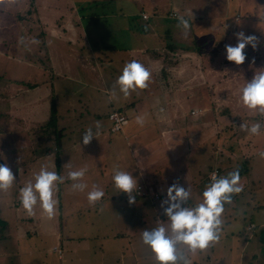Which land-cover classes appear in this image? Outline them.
I'll use <instances>...</instances> for the list:
<instances>
[{"label": "rangeland", "instance_id": "1", "mask_svg": "<svg viewBox=\"0 0 264 264\" xmlns=\"http://www.w3.org/2000/svg\"><path fill=\"white\" fill-rule=\"evenodd\" d=\"M131 1L137 14H129L130 9L119 0L0 3V164L7 163L16 178L8 191L0 192V264H158L141 234L165 225L166 220L161 222L154 210L166 200L167 188L173 183L187 188L191 195L186 206H195L211 183L209 166L229 173L245 156H253L249 172L240 177L243 190L233 194L242 199L236 202L233 197L224 205L219 239L223 247L214 244L205 250L210 261L197 255L189 257L186 251L185 257L191 264L198 258L201 260L196 264H213L216 251L219 262L231 250L239 251L235 258L233 254L227 256L231 264H264V247L257 242L264 231V158L258 155L264 152V114L247 109L240 101V89L264 67L262 20L256 19L253 27L243 17L231 30H220L204 51L184 54L198 45L190 42V31L185 34L177 26L182 38L172 39L170 47L164 46L165 39L156 37L164 31V19H170L169 1H157L156 9L150 0ZM241 1L231 0L227 13H241L251 3ZM261 9L264 0L259 1V14ZM142 10L150 13L148 25L157 31L151 42L161 44L148 51L134 50L139 43L132 31L140 23L134 16H142ZM81 16L85 18L79 19L80 35L69 22ZM177 17L178 12L171 14L172 20ZM193 23L191 30L194 25L197 29V21ZM238 32L258 38L255 49L246 46V59L240 65L228 61L225 52V45L237 43ZM103 42L115 44L117 49L103 48ZM75 44L79 54L74 52ZM131 60L148 68L151 78L147 88L125 97L115 81ZM175 84L174 92L170 91ZM226 106L233 117L216 114ZM119 109L130 123L111 132L113 122L108 114ZM200 109L204 111L203 121L197 120ZM143 114H147L146 122L135 132L136 138L140 132L143 139L139 149L133 144L126 146V133L136 127V116ZM153 114L160 118L154 119ZM167 117L178 130L169 140L161 130L156 134L157 127L153 133L148 130L154 124L165 129ZM241 123L248 127L261 124L259 134L242 130ZM88 128L96 135L84 145L82 136ZM174 154L179 155L177 159ZM42 166L65 177L57 185L58 203L52 219L43 217L39 203L35 214L29 216L20 201V189ZM82 167L87 168L83 181L88 187L74 190L68 172ZM116 167L130 172L137 184L150 186L148 196H135L134 190L135 203H129L128 194L119 192L113 183ZM227 172H222L223 176ZM93 185L102 189L104 196L90 205L87 195ZM251 194L256 195L254 202L262 197L259 201L263 206L257 211L246 206L243 211L241 205L252 202ZM122 211H126L124 215ZM252 213L256 226L248 228ZM238 255L244 256L239 263Z\"/></svg>", "mask_w": 264, "mask_h": 264}, {"label": "clouds", "instance_id": "2", "mask_svg": "<svg viewBox=\"0 0 264 264\" xmlns=\"http://www.w3.org/2000/svg\"><path fill=\"white\" fill-rule=\"evenodd\" d=\"M3 0H0L2 3ZM260 20H264V9L258 15ZM147 19V16L145 17ZM178 26L182 27L185 34L190 30L189 19L184 16L177 17ZM237 43L225 45L226 59L237 65L242 64L246 59L244 49L251 46L257 47L258 38L255 35H245L243 32L235 34ZM151 73L142 63L137 60L127 62L122 68L121 74L115 81L119 92L125 97L138 89L148 87ZM115 86L112 95L115 96ZM240 101L247 109L258 111L264 114V67L255 72L252 78L240 89ZM162 111V109H161ZM136 123L143 126L147 119V114L136 116ZM97 129L100 125L97 123ZM242 130L248 131L252 135L260 132L261 124L254 123L251 127L241 123ZM92 128H88L82 136V143L89 144L95 137ZM258 155L264 158V152ZM87 172L86 167L69 171L67 178L73 181L72 188L84 191L88 185L83 181ZM15 176L7 163L0 164V192L8 191L15 181ZM65 177L58 175L54 170H49L42 166L38 172L33 174V180H29L20 189V201L23 209L29 216L35 214V206L39 203L43 217L52 219L56 214L57 199L55 193L57 185L64 182ZM113 183L119 192L128 194L129 203H135L132 195L137 190V179L130 173L121 170L119 167L113 169ZM243 190L240 184L239 171H232L225 176L217 178L212 176L211 183L206 185L202 193V200L195 206H186L190 198V191L176 183L167 188L166 200L161 202L163 214L170 221L166 227L163 224L151 229L144 230L141 234L142 242L147 245L155 254L158 264H191L185 257V249L189 252L205 250L210 245L220 239L224 205L232 202V195ZM104 196V191L96 185L88 192L87 199L90 205ZM165 205H167L165 207Z\"/></svg>", "mask_w": 264, "mask_h": 264}, {"label": "crops", "instance_id": "3", "mask_svg": "<svg viewBox=\"0 0 264 264\" xmlns=\"http://www.w3.org/2000/svg\"><path fill=\"white\" fill-rule=\"evenodd\" d=\"M93 1H95V0H93ZM157 1H159V0H150L149 1V3L154 5V9H156V6H158ZM168 1H169L168 2L169 5L172 7L171 12L168 13V16L170 14V16H169L170 19H166V18L164 19L165 20V24H163L164 31L162 32L161 35L159 34L156 36L157 31L154 29V26L150 25V27H149L148 20L150 19L151 15L147 10L141 11V14L142 13L148 14L147 19H143L141 15H137L138 16L137 19L140 21V23L136 27L137 29L135 31H132V35H133L134 39L138 40L137 43H139V45L137 47H135L136 46L135 45L134 50L148 51V50H151L153 48H158V46L161 45L160 43H157V42L152 43L151 42L152 38H156V37L159 38V40L162 38L165 39V45L164 46H167V47H170L169 44L172 43V41H173L172 39L175 40V38L177 37L179 40H181V38H182V36L180 37L181 32H180V30H176L177 26H178V19L173 18L174 20H172V18H171V14L173 12H178L179 16H184L185 18L189 19L190 24H191L190 28L193 27V24H194L193 22L197 21V25H196L197 29L195 28V25H194L193 30H191V29L189 30L190 34L188 31V34H189L188 36H190L192 34V38H190V42L192 41L193 45H195V43L197 42L198 45L197 46L195 45L194 47L189 48L188 49L189 51L182 52L184 54L187 52L191 53V51H193V50L196 52H198L199 50L204 51V47L207 46V44L209 43L210 40L218 38V35H219L218 32L220 30H221L220 32H223V30L227 31V28H228V30H231V27H233V25L236 26L237 23L239 24L241 18H243V17H246L244 22H247L249 24L252 23L253 27L255 25H257L255 20L259 18V16H258L259 15L258 4H259L260 0L254 1V2H257V4L254 2L252 3V0H251L250 1L251 3L247 7L244 8L243 12L236 13V14H230V15L227 13L228 12L227 10H228V7L230 5L231 0H168ZM119 2H120V4L124 5L128 9H130L129 14H135L136 13L134 11V5L135 4H132L131 0H119ZM153 14L156 16H160V18L165 17V16L160 15L158 13H153ZM140 16H141V18H140ZM193 16H195V17L192 18ZM234 17H237V19H238L236 22H235L236 18H234ZM76 18H77L76 20H73L72 18H70L71 22H69V23H71L72 29L78 30L80 35H81L82 31L80 32V30H79V25H80L79 19H81V21H82L83 18H85V17L81 16V17H76ZM142 20L145 21V22H143L144 24L141 23ZM158 20H159V18H158ZM158 20H155L153 22V24L157 23ZM78 21H79V23H77ZM170 21L177 22L176 23L177 25L176 26L171 25ZM234 22H235V24H234ZM65 23H68V22L66 21ZM145 23H146L147 27H145ZM261 24L264 25V20H262ZM66 26H67V24H66ZM140 27H142L143 30L140 29ZM262 29H264V27ZM129 31H131V30H129ZM225 36L227 37V35H225ZM141 40H143L144 42H142ZM184 42L186 43L185 40H184ZM142 43H144V45H141ZM174 43H175V45L181 46V44H179V43H176V42H174ZM78 44L74 45V47H75L74 52L79 54L80 50L77 48ZM104 44L111 45L110 43H104ZM114 46H115V44H114ZM120 46L121 45H119V47ZM83 47H85V46H83ZM114 48L117 49L116 46ZM186 48H187V46H186ZM180 51H183V49H181ZM86 60H89V59L87 58ZM29 63H31V62H29ZM40 71H45V69H40ZM177 85L178 84H175L174 88H172L170 91L174 92L175 87ZM126 105H128V104H126ZM200 111H201V109L199 110V112ZM149 116H150V114H149ZM152 117L157 120L160 118V115L159 114H153ZM203 117H204V111H201L200 115H198L197 120L203 121ZM170 120H171V117H167V125H166L165 129L163 127H159L158 124H154L153 127L148 128V130L153 133V129H156V127H157V133L156 134H159V130H161V131L165 132L166 136L168 137L167 140H169L171 137V133L173 131H178L174 127V121L172 120L170 122ZM129 123H130V121H128V123L126 125H128ZM138 128H140V131L142 130L141 125H138V124H136V127H134V128L132 127L128 130V133H126V136L128 137V139H126V142H127L126 146H128L129 144H133V145H135V147H134L135 149H139L138 144L140 141H143V139L141 138L140 132L138 134V137L136 138L135 132L138 130ZM133 138H135V139L133 140ZM123 140H124V136H123ZM175 146H176V149L179 147L176 144L172 145V147H175ZM120 148H122V147H120ZM176 149H175V152H176ZM188 150H189V148L186 149L187 152H188ZM178 152H180V151H178ZM105 153H106V151H105ZM188 154H190V153L188 152ZM173 156H175V158L177 159V156H179V155L174 154ZM205 158H206L205 159V161H206L208 157L206 156ZM202 193H203V191L201 192V194ZM200 197H202V195ZM189 201L190 200H188V202ZM190 204L191 203H189V205ZM189 205H188V207H189ZM153 206H154V204H153ZM166 206L167 205H165V207ZM247 207H249V206H247ZM125 212L126 211H122V213H123L122 215H124ZM154 212L157 215L159 214V218L162 220L161 222L166 220L167 223L165 222L164 226L167 227L169 225L170 221L168 220V217L163 214V208L157 207L154 210ZM262 234H263L262 239L257 240V242L259 243L258 244L259 246L264 243V232H262ZM246 242L249 243V241L245 240V243ZM222 243H223L222 240H220L218 245H217V242H215L212 245H210L209 247L213 246L214 244L216 247L217 246L223 247ZM205 250H197L196 252H189V251H187V249H185L186 255H188L189 257L192 255H197V257H199V258H202V259L206 258L208 261H210V255L207 254ZM236 252H239V251L232 252L231 250H229L228 253L225 255L226 259H224V260L221 259L218 262L217 261L218 260V253L216 251L215 261L213 264H231L232 261H230V259L227 256L229 254H233V256L235 258ZM243 257H242V255H238L237 263L241 262ZM199 258L197 260L200 261L201 259H199ZM197 260L194 261L195 264L197 263Z\"/></svg>", "mask_w": 264, "mask_h": 264}, {"label": "trees", "instance_id": "4", "mask_svg": "<svg viewBox=\"0 0 264 264\" xmlns=\"http://www.w3.org/2000/svg\"><path fill=\"white\" fill-rule=\"evenodd\" d=\"M82 9V8H81ZM137 15H135V17H136ZM140 29H143V28H141L140 27ZM147 30V29H146ZM97 43L95 42L94 43V47H97L98 46V44L96 45ZM101 47H103V48H106V49H113L115 46L114 45H107V44H102V46ZM128 105H132V104H128ZM228 106H226V107H224V108H222V109H220L219 110V112H217L216 114L217 115H228L229 117L231 116V117H233L232 116V112H231V110L230 109H228L227 108ZM113 111H118V112H121V113H124L123 111V109H119V110H113ZM113 111H111V112H113ZM110 112V113H111ZM109 113V114H110ZM109 114H108V118H109ZM126 116V115H125ZM127 117V116H126ZM234 118L235 119H237L238 117L237 116H234ZM109 120H111V119H109ZM112 121V120H111ZM234 121H236V120H234ZM113 122V121H112ZM113 124V123H112ZM112 124L110 125V127H109V129H111V127H112ZM126 125V124H125ZM124 125V126H125ZM232 127V126H231ZM123 128V127H122ZM121 128V129H122ZM120 129V130H121ZM120 130H117V131H120ZM111 131V130H110ZM117 131H111V132H117ZM212 150H213V148H212ZM214 157V152H212L210 155H209V158L210 157ZM212 157L210 158L211 160H212ZM253 156H250V157H246L245 156V158H244V160H242L241 162H240V165H238L237 167H236V169L234 170V171H239V175H240V177H242V176H244V175H247L248 174V172H249V161H250V159L252 158ZM217 168V170H218V178L219 177H221V176H223V174H222V172H227V171H224L222 168H220V167H216ZM209 171H208V180H209V174L211 173V171L214 169L213 168V165L212 166H209ZM228 173V172H227ZM203 175H204V173H203ZM227 175V174H226ZM225 176V175H224ZM141 186V188L143 189V191H144V193L143 194H136L135 196H143V197H146V196H148V190H149V188H150V186H145V184H142V185H144V186H142L140 183L139 184H137V186ZM144 188H146V192H145V189ZM151 189V188H150ZM248 196V195H247ZM254 196H256V195H254V194H251V196H250V198H251V200H252V202L251 201H245L242 205H241V207L243 208V211H244V207H246V206H249V207H251V209L252 210H254V211H257V210H259L262 206H263V204L262 203H260V201L259 200H261L262 201V197L261 198H256V202H254L253 201V197ZM158 197H160V195H158ZM157 197V198H158ZM233 197H235L236 198V202H238L240 199H242L240 196H237V195H235V196H233L232 195V199H233ZM233 201V200H232ZM241 203H242V201H240ZM240 203V204H241ZM227 204H229V203H227ZM233 207H235L236 208V206H233ZM253 213L251 214V217H250V223L251 224H253V226H256V223H255V221H254V219H253ZM251 224H249V225H247V227L248 226H250ZM252 226V227H253ZM264 227V226H263ZM248 228H251V227H248ZM264 232V231H263ZM261 233V231L257 234V235H259ZM244 234V233H243ZM244 238V240H248L247 239V236H244L243 237ZM260 247L262 248V247H264V243L263 244H261L260 245ZM263 249V248H262ZM58 250H60V249H58Z\"/></svg>", "mask_w": 264, "mask_h": 264}, {"label": "built area", "instance_id": "5", "mask_svg": "<svg viewBox=\"0 0 264 264\" xmlns=\"http://www.w3.org/2000/svg\"><path fill=\"white\" fill-rule=\"evenodd\" d=\"M175 15V14H174ZM147 16L148 18V14L147 13H142V18L145 19V17ZM109 119H111L113 121L112 127H111V131H117L120 130L125 124L128 123V118L121 112L118 111H113L109 114ZM216 175L218 178V170L217 168H214L211 173L209 174V180H212V176ZM211 182V181H210ZM137 192V194H143L144 191L141 188V186H137V190H135ZM253 224H251L248 227H252Z\"/></svg>", "mask_w": 264, "mask_h": 264}]
</instances>
